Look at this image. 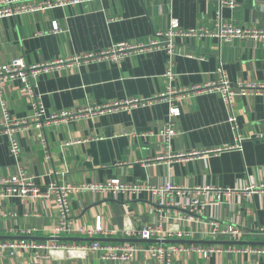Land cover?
<instances>
[{
	"label": "crops",
	"instance_id": "1",
	"mask_svg": "<svg viewBox=\"0 0 264 264\" xmlns=\"http://www.w3.org/2000/svg\"><path fill=\"white\" fill-rule=\"evenodd\" d=\"M236 3L233 10L222 9L224 21L264 27V0ZM216 11L214 0H95L4 17L0 18V63L17 57L29 65L65 61L122 41L145 43L156 31L167 29L172 18L183 29L212 28ZM175 44L174 78L169 82L163 76L166 55L153 50L129 55L118 63L88 60L53 65L38 76L35 92L47 113L77 112L107 102L152 98L170 87L204 84L215 79L219 63L233 85L264 84L263 40L220 42L215 37H185L176 38ZM234 91L235 125L229 122V109L215 92L175 102L180 113L173 117L167 103L154 102L85 113L43 128L30 124L17 131L20 164L41 188L56 181L77 185L118 179L151 186L169 181L187 189L213 187L230 192H222L218 198L207 194V205L200 212L181 208L178 204L183 199L176 195L172 197L174 205H169V196L146 191L116 197L88 191L73 194L69 219L74 230L60 240L61 244L129 242L139 249L134 259L125 262L103 259L99 252L42 248L57 221L53 199H0V240L26 236L33 245L0 254V264H158L145 250L151 242L137 235L140 227L155 222L173 234L164 241L171 251V264H264V254L251 252L264 247V189L251 195L242 192L249 185L264 182V93L240 94L236 86ZM2 104L14 119L34 114L19 79L1 86L0 122ZM168 121L176 134L165 147L160 131ZM8 138L0 132V177L17 172ZM238 144L240 149L234 147ZM228 146L234 148L170 164L153 162L167 153ZM96 224L103 234L77 233ZM228 226L241 231L237 238L226 232ZM130 231L133 235H128ZM177 232L188 234L177 238ZM197 246L228 250L201 256L185 249Z\"/></svg>",
	"mask_w": 264,
	"mask_h": 264
},
{
	"label": "built area",
	"instance_id": "2",
	"mask_svg": "<svg viewBox=\"0 0 264 264\" xmlns=\"http://www.w3.org/2000/svg\"><path fill=\"white\" fill-rule=\"evenodd\" d=\"M95 0H0V18L15 17L20 14H27L32 12H44L46 10L64 7L69 5H78L82 3H90ZM217 4V11L212 28L197 27L183 29L180 27L176 19H170L167 29L156 31L148 42H132L122 41L113 44L107 49L95 52H86L76 55L67 60H57L50 63L41 64H27L23 58L17 57L11 59L9 62L0 63V89L4 82L10 79H19L24 83L31 106L33 107L34 114L31 118L14 119L9 115L5 105L2 104L1 109V122L0 132L4 131L8 134V150L10 155L16 161L17 172L6 177H0V199L18 197L20 199H39V198H52L56 211L57 221L48 235V240L40 246L46 250L57 249H75L81 253L87 251L99 252L103 259H112L118 261H130L134 259L138 247L129 242L122 243H107L102 244L99 241H92L90 243H82L80 245H63L58 238H63L69 233L73 232L72 224L69 219V206L71 196L78 192L88 191L94 195H104L116 197L118 194L137 195L143 191L149 192L154 196H169V205H174L173 196H179L183 200L178 204L183 209L190 211L200 212L204 206L207 205V199L204 197L209 193H213L214 197L218 198L222 192L228 193L229 189H215L213 187H195L194 189H187L178 185H174L169 181H165L159 185L151 186L146 183H123L118 179H110L104 182L81 183L71 185L70 183L52 182L43 188L38 186L32 177L26 175L23 166L20 164L21 148L19 141L15 135L17 131L25 129L28 125L32 124L36 128H43L54 121L65 120L71 117L81 116L85 113H103L110 112L115 108L130 109L138 105H149L154 102H165L168 104V114L170 117L177 116L180 109L175 106V102H181L191 96L200 93H219L224 103L229 109V122L235 125V114L233 111V97L235 94L234 86L239 89L240 94H263L264 84L254 83H238L233 85L228 79L223 69V64L219 63L214 70V80H209L204 84L194 85L188 88H168L166 91L155 95L152 98H129L120 101L107 102L102 105L90 107L82 111H61L59 113H47L42 107L41 98L35 92L36 82L38 76L47 71L51 66L68 62V64L78 63L80 61L88 60H108L118 63L125 57L140 53L142 51L162 50L166 55L165 72L163 76L169 82L174 78V62L173 58L176 54V38H202V37H215L220 42H231L234 39H248L251 41L263 40L264 41V27L258 24L251 26H241L233 24L230 21H224L221 15L223 8L233 10L236 8V0H214ZM56 29L57 26L55 25ZM188 56H192L189 55ZM201 59V57H199ZM176 134V130L172 122L168 121L160 131L163 138L165 147H169L172 137ZM240 149V145L234 146ZM233 146L216 147L213 149H206L204 151H190V152H177L167 153L157 156L153 159L157 162H164L170 164L173 161L185 160L190 157H201L206 154L217 153L224 150H230ZM264 189V182L259 185H249L242 192L251 195L258 190ZM191 199L189 198L190 195ZM185 199V201H184ZM217 203V202H216ZM99 224L93 229L87 230L80 228L77 233H86L89 236L92 234H103ZM226 232L231 234L234 238L241 233L239 229L233 226H228ZM133 232H128V235H133ZM188 233L177 232V238H186ZM137 235L144 241H149L145 250L157 259L158 264H171L172 257L164 241L169 239L173 234L171 232L163 231L160 223L146 224L140 227ZM23 236L16 240H0V254H12L21 248L31 247L30 243ZM156 241V242H154ZM155 243V244H154ZM196 252L198 255L205 256L209 252L227 251L220 246L208 247H191L185 248ZM234 251L235 249H229ZM253 253L264 254V247H256L251 250ZM46 257V256H45Z\"/></svg>",
	"mask_w": 264,
	"mask_h": 264
},
{
	"label": "water",
	"instance_id": "3",
	"mask_svg": "<svg viewBox=\"0 0 264 264\" xmlns=\"http://www.w3.org/2000/svg\"><path fill=\"white\" fill-rule=\"evenodd\" d=\"M63 238H58V240H62Z\"/></svg>",
	"mask_w": 264,
	"mask_h": 264
}]
</instances>
